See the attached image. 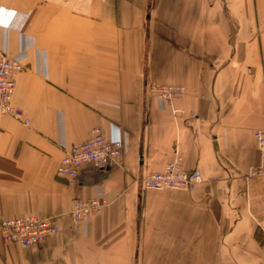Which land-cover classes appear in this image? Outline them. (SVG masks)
<instances>
[{"label": "crops", "instance_id": "crops-1", "mask_svg": "<svg viewBox=\"0 0 264 264\" xmlns=\"http://www.w3.org/2000/svg\"><path fill=\"white\" fill-rule=\"evenodd\" d=\"M25 66L0 115V221L55 217L57 234L24 246L0 233V264H264V0H0V56ZM179 84L161 108L146 86ZM112 124H115L112 126ZM123 137L119 160L56 176L67 148ZM119 128V129H118ZM179 158L191 190L139 179ZM76 197L105 201L86 221Z\"/></svg>", "mask_w": 264, "mask_h": 264}, {"label": "built area", "instance_id": "built-area-1", "mask_svg": "<svg viewBox=\"0 0 264 264\" xmlns=\"http://www.w3.org/2000/svg\"><path fill=\"white\" fill-rule=\"evenodd\" d=\"M24 65L6 53L0 56V115H9L28 124L29 117L24 109L14 101L16 83ZM149 92L161 108L172 104L185 93V87L179 84H149ZM113 126V124H112ZM259 151V163L250 169V175L264 177V129L254 132ZM123 150L122 134L104 136L100 128L95 127L91 136L67 148L56 169V175L76 188L80 185L79 170L85 164L105 168L116 163ZM203 181L199 169H187L179 158L167 163L163 170L152 172L140 179L141 185L151 189L191 190ZM105 204L103 199H82L76 197L71 214L77 221H86L92 214L101 211ZM2 238L7 244L32 246L43 242L48 236L57 234L60 227L50 217L41 218L35 215L5 217L0 221Z\"/></svg>", "mask_w": 264, "mask_h": 264}, {"label": "rangeland", "instance_id": "rangeland-1", "mask_svg": "<svg viewBox=\"0 0 264 264\" xmlns=\"http://www.w3.org/2000/svg\"><path fill=\"white\" fill-rule=\"evenodd\" d=\"M18 60V59H17ZM22 63V62H21ZM23 64V63H22ZM24 65V64H23ZM24 69H25V66H24ZM23 69V70H24ZM155 83H159V82H155ZM160 84V83H159ZM161 84H164V83H161ZM149 85H147L146 86V88H147V90L149 91ZM113 125H115V124H113ZM99 128V127H98ZM119 129V128H118ZM100 130H101V128H100ZM102 132V131H101ZM103 134V133H102ZM104 135V134H103ZM123 138V137H122ZM60 162V161H59ZM57 176V175H56ZM80 179V178H79ZM141 179V178H140ZM140 179H139V182H140ZM67 182V181H66ZM140 184H141V182H140ZM142 186V185H141ZM143 187V186H142ZM143 188H145V187H143ZM146 189H150V188H146ZM73 205V204H72ZM72 208V207H71ZM70 215H71V217L73 218V216H72V214H71V210H70ZM36 216V215H35ZM39 217V216H38ZM50 217V216H49ZM5 218V217H4ZM41 218H46V217H41ZM50 218H53L55 221H56V218L55 217H50ZM74 219V218H73ZM75 220V219H74ZM77 221V220H76ZM57 222V221H56ZM58 224V223H57ZM59 225V224H58ZM60 227V226H59ZM0 233H1V231H0ZM2 236V235H1ZM52 236V235H51ZM49 237V236H48ZM3 239V238H2ZM4 241V240H3ZM7 244V243H6Z\"/></svg>", "mask_w": 264, "mask_h": 264}]
</instances>
